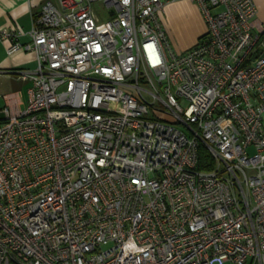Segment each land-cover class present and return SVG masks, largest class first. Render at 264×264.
<instances>
[{
  "label": "built area",
  "instance_id": "1",
  "mask_svg": "<svg viewBox=\"0 0 264 264\" xmlns=\"http://www.w3.org/2000/svg\"><path fill=\"white\" fill-rule=\"evenodd\" d=\"M175 1L41 0L28 43L0 32L35 56L0 110V264H264V30L188 0L206 30L175 54Z\"/></svg>",
  "mask_w": 264,
  "mask_h": 264
},
{
  "label": "crops",
  "instance_id": "2",
  "mask_svg": "<svg viewBox=\"0 0 264 264\" xmlns=\"http://www.w3.org/2000/svg\"><path fill=\"white\" fill-rule=\"evenodd\" d=\"M256 8V25L264 30V0H252ZM41 0H0V32L14 30L21 33L18 41L21 44L28 43L26 35L31 29V17L39 8ZM161 24L168 40L176 41L184 39L181 48L193 46L204 34L205 25L197 6L188 0H177L164 7L161 15ZM8 41H0V75H8L15 70H33L35 68V56L32 53L17 52L6 54L9 48ZM28 88L30 87V82ZM18 100V108L22 109L26 104L20 101L17 93L9 94ZM1 116V115H0ZM2 117V116H1ZM0 117V121L2 118ZM264 132V117L262 119Z\"/></svg>",
  "mask_w": 264,
  "mask_h": 264
},
{
  "label": "rangeland",
  "instance_id": "3",
  "mask_svg": "<svg viewBox=\"0 0 264 264\" xmlns=\"http://www.w3.org/2000/svg\"><path fill=\"white\" fill-rule=\"evenodd\" d=\"M92 10L96 14V17L99 21L98 25H102L107 20L106 12L104 11V9L101 7L100 4H93ZM200 16H201V14H200ZM204 25H205V23H204ZM99 30H101V27H99ZM205 30H206V27H205ZM183 42H184V39H182V38H179L176 41L168 40V45H169V48L175 54H179V53L185 52L191 48V46H189L187 48H181V45ZM27 89H28V83H26L25 79L22 76H18V75H5V76H3V75H0V110L5 107L6 100L4 99V97L8 96L9 94L17 93L20 101H22V102L25 101L27 99ZM166 120L172 121L173 119L166 118Z\"/></svg>",
  "mask_w": 264,
  "mask_h": 264
},
{
  "label": "trees",
  "instance_id": "4",
  "mask_svg": "<svg viewBox=\"0 0 264 264\" xmlns=\"http://www.w3.org/2000/svg\"><path fill=\"white\" fill-rule=\"evenodd\" d=\"M259 40L264 41V31L260 35ZM259 41V42H260ZM212 166V159L210 158L208 152L200 146L198 148V170L208 171Z\"/></svg>",
  "mask_w": 264,
  "mask_h": 264
}]
</instances>
